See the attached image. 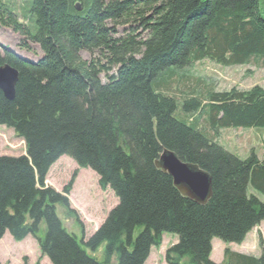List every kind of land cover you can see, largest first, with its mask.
I'll return each mask as SVG.
<instances>
[{
	"label": "trees",
	"instance_id": "trees-1",
	"mask_svg": "<svg viewBox=\"0 0 264 264\" xmlns=\"http://www.w3.org/2000/svg\"><path fill=\"white\" fill-rule=\"evenodd\" d=\"M263 5L264 0H33V33L0 0V28L24 38L22 52L33 54L28 43H35L43 53L33 63L0 44V68L19 73L13 101L0 90V126L13 130L27 153L0 156V241L6 233L16 242L33 236L52 264H100L88 251L104 244L106 264L114 257L116 264H145L165 234L178 237L166 253L168 264H215V239L243 244L264 223V156L251 151L242 160L218 138L225 129H264V88L202 95L194 89L177 96L172 86H185L191 67L204 60L225 67L257 60L264 68ZM120 27L128 28L122 37ZM83 52L93 57L90 62ZM179 105L194 115L191 121L184 114L176 118ZM165 150L210 175L206 204L182 195L157 167ZM63 156L93 170L100 187L119 199L87 242H79L57 216L58 205L75 215L67 197L71 185L64 194L45 186ZM222 264H264V254L226 249Z\"/></svg>",
	"mask_w": 264,
	"mask_h": 264
},
{
	"label": "rangeland",
	"instance_id": "rangeland-1",
	"mask_svg": "<svg viewBox=\"0 0 264 264\" xmlns=\"http://www.w3.org/2000/svg\"><path fill=\"white\" fill-rule=\"evenodd\" d=\"M16 15L21 23L31 27L36 33L35 19L32 18L30 10L33 0H1ZM264 14V5L261 10ZM32 18L34 21H32ZM119 37L128 32V28L118 29ZM24 42V38L7 28H0V43L7 50H13L30 61H38L43 53L38 44L28 43L33 54L22 52L19 46ZM82 58L91 61L92 56L83 52ZM116 71V70H115ZM116 73V72H115ZM112 75V74H111ZM110 75V76H111ZM189 82L185 86L173 84L172 90L181 96V93H191L198 90V95L206 94L209 90L215 92L230 91L233 88L238 90H250L255 86L264 88V68L261 61L253 60L247 66L225 67L218 65L211 60H204L191 67L189 70ZM103 83H107L108 78L102 75ZM178 89L181 90L180 93ZM184 107L179 105L176 118L191 121L192 113H184ZM264 129H225L219 133V144L227 151L245 160L251 151H255L260 157L264 156ZM26 144L13 130L0 126V156L21 157L26 156ZM71 185L70 193L67 195L70 208L75 215L70 216L66 209L58 205L56 207L57 216L63 227L77 237L79 242L84 238L87 242L105 223L109 214L118 206L119 199L111 189L103 190L99 184V176L91 169H84L77 165L75 161L67 156L60 158L50 169L45 186L52 188L60 194H64L66 188ZM249 194L255 195L263 200L262 196L249 189ZM47 227L43 223L41 226L42 237L46 235ZM178 243V237L170 234L162 236L159 247L151 249L150 256L145 264H168L166 259L167 251ZM213 251L211 261L215 264H222L225 261V251H231L243 255L260 258L264 254V223L251 232L245 242L241 245L225 244L215 239L213 241ZM104 244L95 253L88 251L100 264H106ZM0 262L2 264H52L48 257L44 256L40 250L39 242L33 236H29L22 242H16L9 233H6L0 241ZM114 257L108 264H116Z\"/></svg>",
	"mask_w": 264,
	"mask_h": 264
},
{
	"label": "water",
	"instance_id": "water-1",
	"mask_svg": "<svg viewBox=\"0 0 264 264\" xmlns=\"http://www.w3.org/2000/svg\"><path fill=\"white\" fill-rule=\"evenodd\" d=\"M77 9L81 10L80 5H77ZM8 51L13 52L12 49ZM16 55L30 61L17 53ZM38 61L31 62L38 63ZM18 79V71L11 66L6 65L0 68V90L9 101H13L16 97ZM156 165L172 177L175 187L185 197L201 205L206 204L212 197L210 175L195 165L184 163L175 153L165 150Z\"/></svg>",
	"mask_w": 264,
	"mask_h": 264
},
{
	"label": "crops",
	"instance_id": "crops-1",
	"mask_svg": "<svg viewBox=\"0 0 264 264\" xmlns=\"http://www.w3.org/2000/svg\"><path fill=\"white\" fill-rule=\"evenodd\" d=\"M3 44V43H2ZM3 45H5V44H3Z\"/></svg>",
	"mask_w": 264,
	"mask_h": 264
}]
</instances>
